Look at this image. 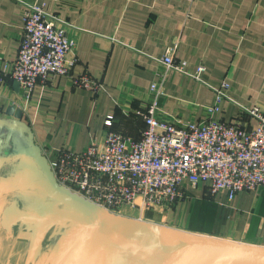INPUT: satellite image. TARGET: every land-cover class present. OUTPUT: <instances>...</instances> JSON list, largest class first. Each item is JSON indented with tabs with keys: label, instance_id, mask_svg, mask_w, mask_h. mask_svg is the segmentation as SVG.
Wrapping results in <instances>:
<instances>
[{
	"label": "crops",
	"instance_id": "obj_1",
	"mask_svg": "<svg viewBox=\"0 0 264 264\" xmlns=\"http://www.w3.org/2000/svg\"><path fill=\"white\" fill-rule=\"evenodd\" d=\"M34 1L65 21L77 43L72 75L90 74L103 83L100 92L52 74L27 101L10 68L19 52L25 2ZM173 46L175 60L186 61L189 71L205 66L204 82L162 63ZM224 80L228 98L212 112L211 86ZM154 102L162 122L253 125L256 120L241 115V107L264 108V0H0V264H11L20 239V209L9 233L2 225L5 207L17 199L19 208L18 193L43 179L33 156H19V150L39 147L49 160L59 149L82 151L104 136L108 115L115 117L112 130L138 141ZM188 193L177 206L184 217L178 218L176 225L184 222L179 228L264 246V190L241 191L229 200L225 192L207 195L201 183ZM29 237L30 232L19 248L22 264Z\"/></svg>",
	"mask_w": 264,
	"mask_h": 264
},
{
	"label": "built area",
	"instance_id": "obj_2",
	"mask_svg": "<svg viewBox=\"0 0 264 264\" xmlns=\"http://www.w3.org/2000/svg\"><path fill=\"white\" fill-rule=\"evenodd\" d=\"M25 6L19 52L10 75L26 89L27 101L35 85L52 74L70 76L75 87L100 92L103 83L90 74L72 75L77 43L67 34L65 21L49 13L42 2H25ZM161 61L170 70L204 82L205 66L189 71L186 61L175 60L174 46ZM229 86L227 80L211 86L216 103L210 111L220 110ZM241 110V115L256 122L251 126L243 120L177 124L159 121L154 102L144 114L147 127L140 140L112 130L115 117L108 115L104 136L92 139L82 151L59 149L49 162L61 185L115 212L134 207L163 213L189 198V186L201 183L212 197L220 192L229 200L241 191L259 194L264 190V108Z\"/></svg>",
	"mask_w": 264,
	"mask_h": 264
},
{
	"label": "water",
	"instance_id": "obj_3",
	"mask_svg": "<svg viewBox=\"0 0 264 264\" xmlns=\"http://www.w3.org/2000/svg\"><path fill=\"white\" fill-rule=\"evenodd\" d=\"M32 155L43 173L38 183L55 189L57 202L45 201L32 220L25 264L35 262L51 227L54 248L70 242L61 264H264V246L171 227L111 211L61 185L49 158L36 146L19 150ZM62 206L59 208V206ZM18 200L4 209L2 225L12 233ZM28 229V228H27Z\"/></svg>",
	"mask_w": 264,
	"mask_h": 264
},
{
	"label": "rangeland",
	"instance_id": "obj_4",
	"mask_svg": "<svg viewBox=\"0 0 264 264\" xmlns=\"http://www.w3.org/2000/svg\"><path fill=\"white\" fill-rule=\"evenodd\" d=\"M48 188H49L48 186H45L42 184H35L30 189H27V190H24L18 193L20 196L19 209H20L21 219L19 222H17V224L18 225L20 224V226H19V230H16V231L20 232L22 235H20L19 233L18 238L20 239H16L17 246L15 250L17 251L11 257V260H10L11 264H22L23 263V258L25 257V253L23 252L22 249L19 250V248L23 246L24 240H28V232H29L28 230L40 206L45 201H48V202L58 201V199L54 197V194L50 192ZM61 207L62 206L60 205L59 208ZM126 210H130V211H126ZM177 210H178V207L174 209H170V210H164L163 213H160L157 210H149V212H143L142 210L138 208L123 207L121 208L119 213L125 214L128 216H133L136 218H141V219L152 221V222H156V223H160V224H164V225H168L171 227L173 226V227L179 228V226H182L184 222H180V224L178 223V225H176V223L178 222V218H180L179 217L180 213ZM183 218L184 217L182 216L180 220ZM55 227H57L58 230L62 229L60 228L59 223L56 224ZM55 227H51L49 229V231L46 234L45 241L43 244L44 246L42 248L41 253L38 255L35 262H32L30 264H57V262L60 263L62 261L63 255L65 253L67 246H64V243H63V245H60L59 248L53 249L54 243L57 239V236L52 235V231ZM0 232H2L1 226H0ZM10 244L15 245L16 244L15 239L14 241H11Z\"/></svg>",
	"mask_w": 264,
	"mask_h": 264
},
{
	"label": "bare ground",
	"instance_id": "obj_5",
	"mask_svg": "<svg viewBox=\"0 0 264 264\" xmlns=\"http://www.w3.org/2000/svg\"><path fill=\"white\" fill-rule=\"evenodd\" d=\"M49 188V190H50V192H52L53 194H54V197H56V191H55V189L54 188H52V187H50V186H48ZM29 196V195H28ZM31 196V195H30ZM33 196V195H32ZM29 198V197H28ZM57 198V197H56ZM34 200V199H33ZM126 211H130V210H126ZM132 211V210H131ZM181 229V228H180ZM189 231V230H188ZM193 232V231H192ZM196 233V232H195ZM64 246H67L66 247V249L70 246V242H65L64 241ZM57 264H61V262L59 263V262H57ZM197 264H213L211 261H209L208 259H205V258H202V259H200V260H198V262H197Z\"/></svg>",
	"mask_w": 264,
	"mask_h": 264
}]
</instances>
